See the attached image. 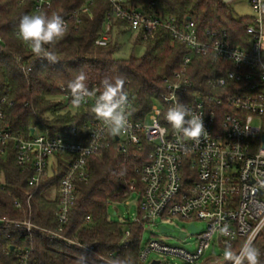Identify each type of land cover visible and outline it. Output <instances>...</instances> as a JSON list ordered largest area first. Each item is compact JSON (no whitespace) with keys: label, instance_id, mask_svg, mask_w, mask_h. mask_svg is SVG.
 <instances>
[{"label":"built area","instance_id":"built-area-1","mask_svg":"<svg viewBox=\"0 0 264 264\" xmlns=\"http://www.w3.org/2000/svg\"><path fill=\"white\" fill-rule=\"evenodd\" d=\"M53 1L36 0L35 9L49 7ZM108 1L111 8L96 45L108 44L116 20L125 22L130 33L143 40L162 27L188 50L180 69L164 80V91L144 118L134 117L133 101L126 94L127 125L117 135L111 134L92 112L100 94L96 88L92 90L94 95L85 97L80 105H74L72 97L63 94L71 109L85 106L91 110L81 129L74 126L68 133L52 134L46 128L34 127L28 138L15 135L4 123L0 102V157L13 153L16 164L30 173L29 207L42 184L65 166L58 186L51 189L52 196L58 198L56 230H47L31 219L0 218V222L22 226L29 236L38 229L67 240L62 232L69 222L79 184L89 179V160L99 157L116 142L123 154L142 153L145 157L136 169L138 179L132 180L124 193H138V215L134 222L144 226L154 225L158 219L180 218L189 223L187 233L196 236L193 251L158 240L149 241L140 250L143 264L153 261L161 264L160 260L150 262L151 253L177 258L185 264H198L214 241L224 248L228 241L238 251L243 240L254 232L253 243L261 252L260 264H264V156H259L258 148L264 144V50L258 47L264 36V0H248L254 15L253 24L247 28V47L228 41L226 31L202 33L191 19L179 25L175 18L162 19L129 9L124 0ZM92 3L93 0H85V5L71 13L69 20L79 23L81 13L87 12ZM65 23L68 26L69 21ZM198 56L208 59L215 74L207 79L203 89L195 91L190 67ZM177 102L203 118L205 131L199 142L186 140L164 119L168 107ZM2 177L0 170V184ZM15 206L21 208L18 199ZM191 225L195 231L190 229ZM225 227L228 235L222 232ZM77 245L94 252V247ZM31 252L29 247L21 250L18 264H29Z\"/></svg>","mask_w":264,"mask_h":264},{"label":"trees","instance_id":"trees-1","mask_svg":"<svg viewBox=\"0 0 264 264\" xmlns=\"http://www.w3.org/2000/svg\"><path fill=\"white\" fill-rule=\"evenodd\" d=\"M124 2L129 9L162 19L175 18L179 25L185 24L190 17L200 32L226 31L232 44L248 46L247 28L253 24V16L235 17L232 1ZM35 3L36 0H0V102L5 125L18 136L30 137L34 127L46 128L52 134L68 133L74 126L81 129L91 116V110L85 106L71 109L63 98V94L71 96L67 84L80 72L86 76L87 87L90 90L96 88L99 93L105 77L123 79V91L133 101L134 117L144 118L164 91V80L180 69L188 51L170 31L158 27L146 40L133 35V43L145 47L142 57L115 59L118 46L115 36L130 30L125 22L116 20L108 44L96 45L111 8L108 0H93L88 11L81 13L79 23L68 17L81 9L85 0H54L49 7L39 11L35 9ZM41 12L56 13L69 21L65 36L54 45L45 46L56 54V63H50L42 54H34L30 45L18 35L20 18ZM214 74L207 58H194L190 75L195 91L203 89L207 79ZM144 159L142 153L138 156L132 152L123 154L116 142L103 152L101 158H90L89 179L79 184L69 222L62 232L67 240L54 238L38 229L29 236L22 226L0 222V264H18L20 251L28 247L32 249L29 264H143L139 259L142 225L129 220L113 221L108 208L110 203L123 201L128 196L124 193L130 182L138 179L136 169ZM0 170L3 175L0 218L6 221L31 219L47 230H56L58 198L52 196L51 189L58 186L65 166L42 184L30 207L27 204V196L32 191L27 184L30 173L16 164L11 152L0 157ZM15 199L21 202V208H16ZM77 243L94 247V252L84 250Z\"/></svg>","mask_w":264,"mask_h":264},{"label":"clouds","instance_id":"clouds-1","mask_svg":"<svg viewBox=\"0 0 264 264\" xmlns=\"http://www.w3.org/2000/svg\"><path fill=\"white\" fill-rule=\"evenodd\" d=\"M67 31V24L56 13L26 14L20 18L18 25L19 37L30 45L34 54L37 56L42 54L50 63H56L57 57L54 51L48 50L45 46L54 45L65 36ZM261 40L262 42L258 44V47L264 50V36L261 37ZM85 81V74L80 72L67 84L74 105H80L85 97L94 95ZM101 87L102 92L96 99L92 112L96 119L101 120L106 125L111 134L117 135L127 125L124 111L127 103V96L123 91L124 80L119 77L114 79L105 77L101 81ZM164 119L176 133L181 134L186 140L199 142L205 131L203 118L184 103L177 102L170 105L164 113ZM160 131L163 134L165 129L162 128ZM258 148L259 156H264V144H260ZM222 232L225 235L229 234L226 227L222 229ZM254 239L255 232L243 240L238 251L234 250L233 245L226 241L223 253L224 260L230 264H260L261 252L255 247ZM81 259H85V257H81Z\"/></svg>","mask_w":264,"mask_h":264},{"label":"rangeland","instance_id":"rangeland-1","mask_svg":"<svg viewBox=\"0 0 264 264\" xmlns=\"http://www.w3.org/2000/svg\"><path fill=\"white\" fill-rule=\"evenodd\" d=\"M232 6L235 11V17L254 15V11L248 0H235L233 1ZM134 36L130 32H125L122 36H117L118 38L115 36V41L118 43L117 49L114 53L115 59L122 60L129 59L130 57L139 58L144 55V45H135L133 43ZM98 158H101V155ZM137 203V192L129 193L123 201L110 203L108 208L110 219L116 222H123L127 220L134 222L138 215ZM188 224L189 223L187 221L180 218H174L171 220L158 219L154 225L151 223H145L140 230L141 247L145 246L151 240H158L170 246L181 247L189 251H193L196 247V236L187 233ZM162 226H165L172 231L161 232L160 229ZM185 233H187V238H180V235ZM224 249V247L217 245L214 241L211 248L205 253L198 264H228L229 262L225 261L223 258ZM149 260L150 262L153 260H160L161 264H185L177 258L169 256L164 257L155 253H151L149 255Z\"/></svg>","mask_w":264,"mask_h":264},{"label":"water","instance_id":"water-1","mask_svg":"<svg viewBox=\"0 0 264 264\" xmlns=\"http://www.w3.org/2000/svg\"><path fill=\"white\" fill-rule=\"evenodd\" d=\"M187 20H190V17H188ZM190 229H191L192 231H195L193 225L190 226ZM168 231H172V230H171V229H168V228H166V227H162V228H161V232H168ZM180 237L183 238V237H185V236H184V234H181ZM12 249H13V248H12ZM152 264H159V261H153Z\"/></svg>","mask_w":264,"mask_h":264},{"label":"crops","instance_id":"crops-1","mask_svg":"<svg viewBox=\"0 0 264 264\" xmlns=\"http://www.w3.org/2000/svg\"><path fill=\"white\" fill-rule=\"evenodd\" d=\"M226 1H229V2L232 1V2H233V1H235V0H226Z\"/></svg>","mask_w":264,"mask_h":264}]
</instances>
